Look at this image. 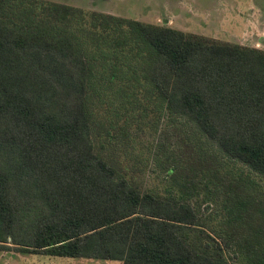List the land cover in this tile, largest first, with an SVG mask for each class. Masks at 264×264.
Returning <instances> with one entry per match:
<instances>
[{"label": "trees", "instance_id": "trees-1", "mask_svg": "<svg viewBox=\"0 0 264 264\" xmlns=\"http://www.w3.org/2000/svg\"><path fill=\"white\" fill-rule=\"evenodd\" d=\"M150 107L264 178V49L51 0H0V251L264 264V219L242 178L214 184L226 195L215 228L188 193L129 176L124 161H145L130 118ZM188 146L190 158L175 150L165 163L170 178L200 163L206 188L220 181L216 157Z\"/></svg>", "mask_w": 264, "mask_h": 264}, {"label": "rangeland", "instance_id": "rangeland-1", "mask_svg": "<svg viewBox=\"0 0 264 264\" xmlns=\"http://www.w3.org/2000/svg\"><path fill=\"white\" fill-rule=\"evenodd\" d=\"M83 8L88 11L104 12L132 18L146 23L176 28L185 32H193L213 38L236 42L242 45L264 49V0H51ZM141 108L132 112L136 114ZM130 113V112H129ZM152 107L147 109V118L129 116L132 124L128 131L136 134L139 142L138 151H143L145 161L140 162V169H131L126 161L123 166L129 176L143 188L165 192L167 188L189 196V199L204 211L209 226L218 228L223 206H219L225 191L215 192V183L225 185L231 180H244V185L256 203L252 212L264 219V178L242 164L226 159L221 152L203 137L192 132L191 124L184 119L170 120L166 116L156 118ZM154 117V119L152 118ZM125 118V117H123ZM150 118V119H149ZM151 119L153 121H151ZM119 121L118 126H122ZM118 127L116 132H118ZM133 131V132H132ZM195 145L216 157L212 169L223 178L213 179L205 187L206 180L200 177L199 170L204 168L198 163L197 174L193 172L186 178L185 174L175 179L167 174L166 165L174 154L189 157V144ZM116 144V143H115ZM126 154L129 148L120 147ZM114 152V151H112ZM118 154L117 152H114ZM190 158V157H189ZM130 162V157L128 160ZM205 166V164H204ZM202 172H205L204 169ZM174 174L172 171L171 175ZM216 177V175H215ZM215 180V181H214ZM187 188V189H186ZM210 188V189H208ZM186 189V190H185ZM219 190V189H218ZM223 204V203H222ZM208 206V208H206ZM219 215H210L211 213ZM230 256V253L226 251ZM232 262L231 258H229ZM246 262L245 258L241 260ZM0 264H121L118 261H105L66 256H51L41 253H22L14 250L0 251Z\"/></svg>", "mask_w": 264, "mask_h": 264}]
</instances>
